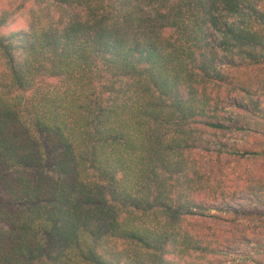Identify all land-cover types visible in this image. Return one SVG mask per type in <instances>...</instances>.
<instances>
[{
  "label": "trees",
  "instance_id": "trees-1",
  "mask_svg": "<svg viewBox=\"0 0 264 264\" xmlns=\"http://www.w3.org/2000/svg\"><path fill=\"white\" fill-rule=\"evenodd\" d=\"M0 264H264V0H0Z\"/></svg>",
  "mask_w": 264,
  "mask_h": 264
},
{
  "label": "rangeland",
  "instance_id": "rangeland-1",
  "mask_svg": "<svg viewBox=\"0 0 264 264\" xmlns=\"http://www.w3.org/2000/svg\"><path fill=\"white\" fill-rule=\"evenodd\" d=\"M262 164H255V163H242L240 166H235V164H233V167L238 169L239 173H244V172H251L253 170H257L261 167ZM235 216L233 217V220H235ZM236 221V220H235ZM242 222L248 224L249 222H251V218H244L242 219ZM234 223L232 222H228V223H222V228L224 229H231L232 225ZM243 225V224H242ZM241 225V226H242ZM244 249H249L248 247H245Z\"/></svg>",
  "mask_w": 264,
  "mask_h": 264
}]
</instances>
